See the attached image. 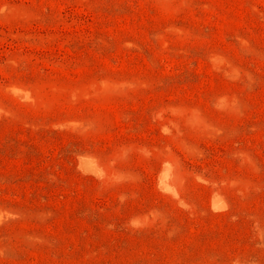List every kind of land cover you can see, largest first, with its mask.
I'll list each match as a JSON object with an SVG mask.
<instances>
[{
	"label": "rangeland",
	"instance_id": "1",
	"mask_svg": "<svg viewBox=\"0 0 264 264\" xmlns=\"http://www.w3.org/2000/svg\"><path fill=\"white\" fill-rule=\"evenodd\" d=\"M0 264H264V0H0Z\"/></svg>",
	"mask_w": 264,
	"mask_h": 264
}]
</instances>
